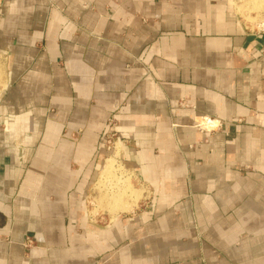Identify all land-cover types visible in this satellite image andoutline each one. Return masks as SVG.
Masks as SVG:
<instances>
[{
	"label": "crops",
	"instance_id": "1",
	"mask_svg": "<svg viewBox=\"0 0 264 264\" xmlns=\"http://www.w3.org/2000/svg\"><path fill=\"white\" fill-rule=\"evenodd\" d=\"M110 121L147 196L95 218ZM0 264H264V32L234 0H0Z\"/></svg>",
	"mask_w": 264,
	"mask_h": 264
},
{
	"label": "rangeland",
	"instance_id": "2",
	"mask_svg": "<svg viewBox=\"0 0 264 264\" xmlns=\"http://www.w3.org/2000/svg\"><path fill=\"white\" fill-rule=\"evenodd\" d=\"M236 9L238 13L241 15L244 23L247 25V27L254 32H263L264 30V0H234ZM117 124L115 121H110L107 124V130L104 134V144L107 149V140L108 137L112 134L111 132L116 131V135L113 137L114 140L113 146L111 148L110 154L108 157H114L115 158V163L117 169L116 170V176H120L122 179H128L127 183L129 184V188L133 191V194H135V197L129 200L130 207L127 210H123L118 207H112L106 205V198L107 194H103L104 202L102 200V193L105 191L103 188L104 186H101V190L99 188H96L95 186L91 189L90 193L88 196L85 198V210L87 214L93 215L95 218H98L99 215H106L107 212L112 215L113 213H120V214H127V213H132L134 211H137L143 204H144V199H146L147 196V189L141 183L137 177H135L130 171H128L122 161L121 157V151H122V139L119 135V133L116 130ZM115 142V143H114ZM115 150V151H112ZM117 161V162H116ZM121 167V168H120ZM118 171V172H117ZM104 190V191H103ZM135 192V193H134ZM138 196H137V195ZM109 195V193H108ZM133 200V201H132ZM135 200V201H134ZM111 210V211H110Z\"/></svg>",
	"mask_w": 264,
	"mask_h": 264
},
{
	"label": "bare ground",
	"instance_id": "3",
	"mask_svg": "<svg viewBox=\"0 0 264 264\" xmlns=\"http://www.w3.org/2000/svg\"><path fill=\"white\" fill-rule=\"evenodd\" d=\"M216 126H217V123L213 127H211V129L212 128H215ZM109 159L110 160H108V162L106 163V166L104 168L103 178H102L103 181H104L103 183L105 184V187L107 185V188H105L104 190L105 191H108V193H109L108 197L110 196L109 200H107L108 197L106 198L107 204L110 201L111 203H113V205H111L112 207H118V208H121V209H124V208L126 209V207L128 206V204L126 206V203L124 204V202H127V201L124 199L123 204H121V201H123L122 198L123 197H126L127 198V196H128L127 200H129L130 198L132 199V197L134 198L135 197V194H133V191L128 186L130 183L129 184L127 183L128 185L125 186L124 185V182H122L123 179L120 176H118L119 173H117L118 175L116 176V170L115 169H117L118 166L116 167V164L117 163H115V158L112 156ZM117 170H119V169H117ZM126 182H127V180H126ZM110 185H111V187H110ZM102 200H104V197L103 196H102Z\"/></svg>",
	"mask_w": 264,
	"mask_h": 264
},
{
	"label": "built area",
	"instance_id": "4",
	"mask_svg": "<svg viewBox=\"0 0 264 264\" xmlns=\"http://www.w3.org/2000/svg\"><path fill=\"white\" fill-rule=\"evenodd\" d=\"M263 32H264V30H263ZM112 134L108 137V140H107V142H106V144L108 145L107 146V149L108 150H110L111 151V148H112V146H113V140H114V136L116 135V131H115V129H114V131H112L111 132ZM115 141V140H114ZM115 143V142H114ZM112 151H115V150H112Z\"/></svg>",
	"mask_w": 264,
	"mask_h": 264
}]
</instances>
